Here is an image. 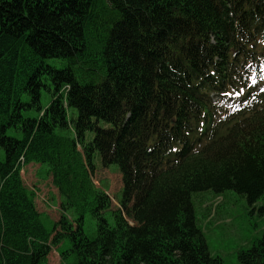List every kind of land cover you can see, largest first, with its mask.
I'll list each match as a JSON object with an SVG mask.
<instances>
[{
	"label": "trees",
	"instance_id": "1",
	"mask_svg": "<svg viewBox=\"0 0 264 264\" xmlns=\"http://www.w3.org/2000/svg\"><path fill=\"white\" fill-rule=\"evenodd\" d=\"M0 149V264L46 262L65 237L60 264H220L192 194L233 190L253 205L264 193V0H0ZM94 153L127 162L134 204L163 209L159 224L109 223ZM29 163L59 194L50 228L21 176ZM237 259L264 264V232Z\"/></svg>",
	"mask_w": 264,
	"mask_h": 264
},
{
	"label": "rangeland",
	"instance_id": "2",
	"mask_svg": "<svg viewBox=\"0 0 264 264\" xmlns=\"http://www.w3.org/2000/svg\"><path fill=\"white\" fill-rule=\"evenodd\" d=\"M47 61L57 67L62 65L56 59ZM46 82L48 86L43 87L40 93L42 108L50 103L53 92L52 83L49 80ZM28 99L29 97L26 95L22 97L24 101ZM224 104L232 105L228 98L224 99ZM69 112L72 113L71 116L75 117L76 111L70 109ZM23 114L34 117L37 111L31 109L24 111ZM100 126L108 127L109 125L101 121ZM7 133L14 134L11 129H8ZM16 135L21 137L20 133H16ZM92 137L93 133L87 131L85 140L90 141ZM2 156L3 151L0 149V158ZM92 163L96 169V172L92 173V179L105 190L101 194L100 201L102 210L106 211L104 213L109 223H113L115 219H122L127 226H130L131 232L151 228L160 223L159 215L163 209L152 210L149 212L151 215L148 216L146 211H140L135 206L130 168L127 162L122 159L111 161L109 164H105L106 167H103L98 154L94 153ZM21 173L24 184L35 192V205L37 210L42 213L43 223L50 228V221H58L62 215L57 190L52 187L48 178L45 179L43 169L39 164H27L23 166ZM107 193L112 200L105 196ZM174 196L173 193H170L167 200L172 201ZM192 201L197 223L204 232L210 253L221 259L220 264H240L237 259L238 249L250 247L264 232V193L253 205H249L245 196L233 190H226L219 195H215L211 190L196 192L192 194ZM167 204L164 201L157 207ZM205 215L209 218L207 219ZM68 218L70 219V217ZM75 226V222H72V227ZM81 227L86 236L90 238L95 236L96 221L89 212L84 215ZM57 233V231L53 233L51 240ZM70 246L69 238L65 237L58 245H52L46 262L40 264H60V254ZM72 261L73 255L70 254L65 257L63 264H70Z\"/></svg>",
	"mask_w": 264,
	"mask_h": 264
},
{
	"label": "crops",
	"instance_id": "3",
	"mask_svg": "<svg viewBox=\"0 0 264 264\" xmlns=\"http://www.w3.org/2000/svg\"><path fill=\"white\" fill-rule=\"evenodd\" d=\"M95 172H96V171H95ZM103 175H104V176L106 175V174H105V172H104V174H103ZM57 197H58V196H57Z\"/></svg>",
	"mask_w": 264,
	"mask_h": 264
}]
</instances>
